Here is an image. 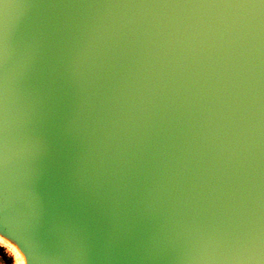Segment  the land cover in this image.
I'll use <instances>...</instances> for the list:
<instances>
[{"label": "water", "instance_id": "obj_1", "mask_svg": "<svg viewBox=\"0 0 264 264\" xmlns=\"http://www.w3.org/2000/svg\"><path fill=\"white\" fill-rule=\"evenodd\" d=\"M0 234L264 264V0H0Z\"/></svg>", "mask_w": 264, "mask_h": 264}, {"label": "bare ground", "instance_id": "obj_2", "mask_svg": "<svg viewBox=\"0 0 264 264\" xmlns=\"http://www.w3.org/2000/svg\"><path fill=\"white\" fill-rule=\"evenodd\" d=\"M0 243L7 245L8 249L11 250L15 257H16V261L18 264H26V259L24 254L20 251V249L16 246V244H14L13 242H11L10 240H8L7 238H5L4 236H2L0 234Z\"/></svg>", "mask_w": 264, "mask_h": 264}, {"label": "rangeland", "instance_id": "obj_3", "mask_svg": "<svg viewBox=\"0 0 264 264\" xmlns=\"http://www.w3.org/2000/svg\"><path fill=\"white\" fill-rule=\"evenodd\" d=\"M0 248V264H18L14 253L8 247L0 245Z\"/></svg>", "mask_w": 264, "mask_h": 264}, {"label": "trees", "instance_id": "obj_4", "mask_svg": "<svg viewBox=\"0 0 264 264\" xmlns=\"http://www.w3.org/2000/svg\"><path fill=\"white\" fill-rule=\"evenodd\" d=\"M2 250V248H0Z\"/></svg>", "mask_w": 264, "mask_h": 264}]
</instances>
